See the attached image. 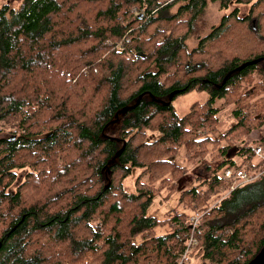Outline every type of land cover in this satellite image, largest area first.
Masks as SVG:
<instances>
[{
  "label": "trees",
  "instance_id": "obj_1",
  "mask_svg": "<svg viewBox=\"0 0 264 264\" xmlns=\"http://www.w3.org/2000/svg\"><path fill=\"white\" fill-rule=\"evenodd\" d=\"M215 3L249 10L240 16L234 7L188 49ZM192 91L207 99L178 116L173 101ZM219 101L233 107L234 124L217 137ZM263 125L264 0L7 1L0 264H178L190 238L189 261L250 263L264 247V195L247 189L264 177L221 199L230 185L219 172L239 169L229 149ZM251 147H237L242 171L263 167ZM180 149L187 161L204 162L208 177L179 195L189 214L167 207L150 215L188 173L175 162Z\"/></svg>",
  "mask_w": 264,
  "mask_h": 264
},
{
  "label": "rangeland",
  "instance_id": "obj_2",
  "mask_svg": "<svg viewBox=\"0 0 264 264\" xmlns=\"http://www.w3.org/2000/svg\"><path fill=\"white\" fill-rule=\"evenodd\" d=\"M10 5L11 8H16L18 6V4L20 3V0H0V7L1 5H3L4 3H7ZM234 7H237V9L239 10V14L240 16H244L248 10L249 7L248 6H243V5H239V6H235V5H231L228 10L223 11L220 9L219 5L217 3L215 4H209L207 6V8L205 9V13L202 16L201 20H199L198 22V33L194 36H191L188 40H187V46L188 49H192L196 46L198 39L202 38L203 36L207 35L211 28L218 25L221 18L228 14L232 9H234ZM207 99V94L205 92H197V91H192V92H188L184 95H180L178 96L172 103L174 110L176 112V114L178 116H183L185 115L188 110L189 107L191 106V104L195 103V102H204ZM222 101L218 102V106H221ZM223 107V106H221ZM233 107L232 106H225L223 107L218 114V119H219V123L217 125V137L221 136L222 134H224L233 124H234V119L233 116L231 114ZM7 133L5 134H1V137H7ZM264 137V125L262 127H260L259 129L253 131L247 138H245V142L244 144H239L236 143V145H233V148H230L228 151V158L232 159L233 162L235 163V165H237V167L240 170H243L245 168V164L242 162L245 159V156H239L238 155V148L239 146H242L243 148H247L248 146H252L251 148L260 149V152L258 154H255V156L253 157L252 161L253 163H257L258 160H263L264 159V147L260 144H258V141ZM221 146H226L227 142L224 140L220 143ZM211 150V146H209V156L207 157V165H209L210 167H215V165L217 164V162L212 161V157L214 155H216V151L212 152ZM183 153V149L179 150V155L176 157V163L186 169L188 171L187 175L184 176L178 183V187L176 189V191L174 192V194L169 197V199H165V196L167 195L168 191L164 190L161 193V206L159 209H156V202L154 203V206L149 210V214L150 215H155L157 217L162 216V213L165 212V210L167 209V207H175L178 211L181 212H185L187 214H189L190 212L188 210H185V208H182V205H179L177 202L179 195L181 194V192H183V190H187L190 189L194 186H197L199 184L198 181V177L204 176V177H208V174H203L201 171V168L204 164V162H198V160H194L193 162L191 161H187L184 157ZM260 170V169H259ZM256 170L254 171L255 173H257ZM140 170H134L132 175H130L124 182L125 188L127 191L129 192H133L134 187V180L135 178L138 176ZM222 172V171H221ZM219 172V175H221L222 173ZM264 182V180H263ZM260 183V182H259ZM257 188V189H256ZM232 189H230L229 191L226 192H222L220 194L221 199L225 198L229 192ZM249 192L251 190L252 193H262V195H264V183L259 184L257 187H252L247 189ZM255 190V191H254ZM187 264H199V260H190L187 262Z\"/></svg>",
  "mask_w": 264,
  "mask_h": 264
},
{
  "label": "built area",
  "instance_id": "obj_3",
  "mask_svg": "<svg viewBox=\"0 0 264 264\" xmlns=\"http://www.w3.org/2000/svg\"><path fill=\"white\" fill-rule=\"evenodd\" d=\"M67 76H69V74H67ZM259 152H260L259 148L254 149L255 154H258ZM262 161L264 162V159ZM262 177H264V163H263L262 169L257 171V173L246 172V171H242V170L237 169V168H228L222 172L223 180L230 185V189H232V190L236 189L239 186H243V185H246L248 183H252L258 179H261ZM200 218H201L200 213L192 214L189 217V222L191 224L192 230H194V228L198 224ZM193 245H195V241L193 238H190V240L186 246V249L182 253L181 257L178 259V264H187V262L189 261V253H190Z\"/></svg>",
  "mask_w": 264,
  "mask_h": 264
},
{
  "label": "water",
  "instance_id": "obj_4",
  "mask_svg": "<svg viewBox=\"0 0 264 264\" xmlns=\"http://www.w3.org/2000/svg\"><path fill=\"white\" fill-rule=\"evenodd\" d=\"M172 101L170 97L169 102ZM248 264H264V247L260 250L259 254Z\"/></svg>",
  "mask_w": 264,
  "mask_h": 264
}]
</instances>
